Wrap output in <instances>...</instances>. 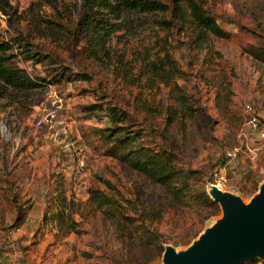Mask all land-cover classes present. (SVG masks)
<instances>
[{"label": "rangeland", "instance_id": "374dc122", "mask_svg": "<svg viewBox=\"0 0 264 264\" xmlns=\"http://www.w3.org/2000/svg\"><path fill=\"white\" fill-rule=\"evenodd\" d=\"M10 1L20 13L35 0ZM82 1L41 9L62 27L52 38L30 34L24 20H1V40L38 87L0 97V264H163L165 246L184 250L222 216L217 203L193 236L207 209L172 201L167 187L123 158L116 136L198 170L207 195L216 184L248 203L264 181V144L247 125L256 114L264 126V0H200L226 32L202 39L170 10L123 11L105 40L109 54L98 58L96 36L70 33ZM162 60L172 66L160 71ZM41 118L49 123L38 125ZM57 119L69 132L66 152L45 139ZM114 128L123 130L107 137ZM96 188L112 207L89 203ZM69 211L75 227L66 230L58 219Z\"/></svg>", "mask_w": 264, "mask_h": 264}, {"label": "trees", "instance_id": "16d2710c", "mask_svg": "<svg viewBox=\"0 0 264 264\" xmlns=\"http://www.w3.org/2000/svg\"><path fill=\"white\" fill-rule=\"evenodd\" d=\"M54 1L35 0L24 11L18 13L17 8L10 0H0V14L4 16L3 20L7 26H10L13 21L24 20L28 25L30 34L40 38H52L61 34L62 27L59 23L45 18L40 12L44 6L51 5ZM258 8L264 10V4H260ZM82 10L80 19L74 27L70 28V33L91 35L92 38L96 36L93 45L95 58H98L99 52L103 55L109 54L110 50L105 47V40L110 32L120 26L121 14L127 10L149 14L170 10V13L177 18L183 20L188 18L190 24L197 29V35L201 39L203 34L206 36L207 33L217 36L226 34L217 20L207 12L200 0H83ZM110 14L119 22L114 23L109 18ZM1 20L0 17V97H3L9 89L29 91L37 88L38 84L32 80L26 70L17 65L14 60L17 54L10 52L11 42L1 40ZM166 23L161 22L162 25H166ZM164 62V60L161 61L158 68L160 71H164V67L168 64L172 66L171 60L162 65ZM160 71L159 73H162ZM122 130V128H114V130H110L107 137L111 138ZM114 142L123 149V158L134 169L169 189V193L173 197L170 198L172 201L183 207L207 209L205 214H201L204 210H200L197 218L198 228L192 233L193 236L199 233L201 226L207 219L216 214L215 209L217 210L218 204L209 198L204 189L198 188V181L201 176L198 170L178 169L165 154L146 150L142 146L139 148L134 146L133 138L128 135L116 136ZM88 201L94 208L112 207L114 205L113 198L98 188L89 191ZM71 213L69 211L67 218L58 219L60 225L62 224L61 226L66 230L75 227ZM186 236H188L187 233L181 236V241L187 243ZM154 239L150 243H155ZM156 243L159 244V242Z\"/></svg>", "mask_w": 264, "mask_h": 264}, {"label": "water", "instance_id": "95a60500", "mask_svg": "<svg viewBox=\"0 0 264 264\" xmlns=\"http://www.w3.org/2000/svg\"><path fill=\"white\" fill-rule=\"evenodd\" d=\"M207 193L220 205L222 216L184 250L165 246L163 264H246L255 259L264 262V181L248 203L216 184H210Z\"/></svg>", "mask_w": 264, "mask_h": 264}, {"label": "built area", "instance_id": "2783aa9c", "mask_svg": "<svg viewBox=\"0 0 264 264\" xmlns=\"http://www.w3.org/2000/svg\"><path fill=\"white\" fill-rule=\"evenodd\" d=\"M1 19L4 18L3 15H0ZM3 17V18H2ZM52 108L49 110V116L54 119L58 116L59 112V106L53 102L52 103ZM250 109V108H249ZM49 121L43 120L42 118L37 121L38 125H47ZM58 123V130L54 132H50L45 136V139L49 142H51L53 145L58 147L60 150L63 152H66L70 149L71 143L68 140V129L64 125L63 121L60 119H57ZM247 125L249 130L253 131L258 140L261 141L264 144V126L260 122L259 117H257L256 114H251L248 121ZM228 156V162L235 165L236 164V154L234 151H229L227 152ZM80 165H83V162H80Z\"/></svg>", "mask_w": 264, "mask_h": 264}, {"label": "bare ground", "instance_id": "6f19581e", "mask_svg": "<svg viewBox=\"0 0 264 264\" xmlns=\"http://www.w3.org/2000/svg\"><path fill=\"white\" fill-rule=\"evenodd\" d=\"M217 187H219V186H217ZM220 188V187H219ZM209 190H211V188H209Z\"/></svg>", "mask_w": 264, "mask_h": 264}]
</instances>
